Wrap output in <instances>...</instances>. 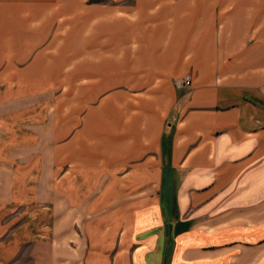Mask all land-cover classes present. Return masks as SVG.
I'll use <instances>...</instances> for the list:
<instances>
[{
    "label": "crops",
    "instance_id": "1",
    "mask_svg": "<svg viewBox=\"0 0 264 264\" xmlns=\"http://www.w3.org/2000/svg\"><path fill=\"white\" fill-rule=\"evenodd\" d=\"M12 1L64 15L66 98L62 125L55 88L39 95L43 129L46 105L23 82L56 79L48 49L0 74L1 251L31 241V264H264V48L249 42L264 0H228L220 25L216 0ZM21 203L33 223L2 224Z\"/></svg>",
    "mask_w": 264,
    "mask_h": 264
},
{
    "label": "rangeland",
    "instance_id": "2",
    "mask_svg": "<svg viewBox=\"0 0 264 264\" xmlns=\"http://www.w3.org/2000/svg\"><path fill=\"white\" fill-rule=\"evenodd\" d=\"M235 2L238 4L242 2L245 3L246 0H236ZM17 3V1L12 0H0V74L2 71L6 74L5 76L12 75L13 72L17 71H28L32 64H23V59L33 55L34 52L39 50L48 49L47 53H52L57 56V64L52 65L53 69L56 70L53 74L56 76V79L50 81L25 80V82H23L24 90L29 92L27 96H35L36 99L39 98L36 102L39 107L41 104L46 105L45 110H42V113L38 116V124L47 131L49 126V97L39 95L48 92L49 88H55L54 92L51 93V104L55 105L52 108L53 114L57 117V122L59 121L62 125L64 124V103L66 98L63 92L65 69V17L64 15H61L57 17L56 21L51 19L48 22V16H45L46 19L44 16L39 17V10H37V15L34 16L32 14V10L36 7L26 6V9H24V6H20ZM215 5L217 11L211 18L215 19V23L218 25L227 23L228 16L226 18L224 16L228 12L225 13L223 11L226 9L228 11V0H216ZM65 7L66 5L58 6V8L63 10L62 12H64ZM39 9L41 10L42 6H40ZM24 10L30 11L24 12ZM43 18L45 21L41 23H34L32 21L33 19L42 21ZM258 18L260 20L262 19V22H260V26L262 25V27L257 33L258 38L252 36L253 32H250L251 36L249 42L250 45L258 43V49L261 50L262 47L264 48V16ZM49 45L52 47H49ZM1 81L2 80H0V82ZM48 82L50 87H48ZM24 119L29 120V117L26 116ZM27 125L28 121H24L23 126L27 128ZM18 205L13 206L10 212H7L2 216V224L13 222L16 226L23 216L26 218L25 220L27 223H33V219H31L33 215L30 218L27 216L28 208L22 203L19 206ZM9 233L10 229L4 234V237L9 238L12 235H9ZM13 249L14 250L9 249L8 245H6L2 252L0 248V264H7L6 262L9 257H11L12 260L18 259L17 261H14L15 264H31L33 259L31 253V241H26L23 245L14 246ZM12 252V256L8 255V253L11 254ZM3 255L8 257L5 258Z\"/></svg>",
    "mask_w": 264,
    "mask_h": 264
},
{
    "label": "built area",
    "instance_id": "3",
    "mask_svg": "<svg viewBox=\"0 0 264 264\" xmlns=\"http://www.w3.org/2000/svg\"><path fill=\"white\" fill-rule=\"evenodd\" d=\"M176 88L189 87L191 85V77L186 75L184 77H177L173 81Z\"/></svg>",
    "mask_w": 264,
    "mask_h": 264
}]
</instances>
